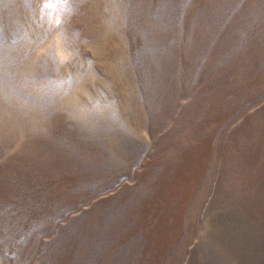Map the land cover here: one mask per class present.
<instances>
[{"label":"rangeland","instance_id":"rangeland-1","mask_svg":"<svg viewBox=\"0 0 264 264\" xmlns=\"http://www.w3.org/2000/svg\"><path fill=\"white\" fill-rule=\"evenodd\" d=\"M0 264H264V0H0Z\"/></svg>","mask_w":264,"mask_h":264}]
</instances>
